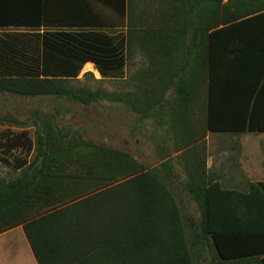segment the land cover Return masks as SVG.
<instances>
[{
    "label": "trees",
    "instance_id": "obj_1",
    "mask_svg": "<svg viewBox=\"0 0 264 264\" xmlns=\"http://www.w3.org/2000/svg\"><path fill=\"white\" fill-rule=\"evenodd\" d=\"M179 1L184 21L190 13L193 23L183 55L193 72L180 74L179 95L197 102L205 81L210 131L264 132V0ZM127 17L126 0H0V92L86 105L125 101L122 93L66 82L88 62L103 78L124 74L127 40L103 28H124ZM176 42L162 44V54ZM194 50L202 53L198 65ZM7 138L9 150L35 149L31 159H16L18 179L0 182V233L22 225L38 264H193L178 203L156 174L111 181L81 173L89 164L74 151L95 149L92 163L110 174L109 149L50 122L35 142L25 131ZM186 165L217 264L255 258L264 264V181L247 191L224 188L197 148ZM91 178L106 183L86 191Z\"/></svg>",
    "mask_w": 264,
    "mask_h": 264
},
{
    "label": "rangeland",
    "instance_id": "obj_2",
    "mask_svg": "<svg viewBox=\"0 0 264 264\" xmlns=\"http://www.w3.org/2000/svg\"><path fill=\"white\" fill-rule=\"evenodd\" d=\"M180 5L179 0H153L152 5L141 7L140 12H130L126 29H105L127 40V62L121 77L103 78L97 70L90 71L85 66L78 78L66 82L74 87L122 93L126 95L125 101L86 105L56 96L25 97L0 92V182L18 179L21 172L15 168L16 159H31L35 149L33 145L32 150H27L23 144L24 147L9 150L7 137L25 131L35 142L38 131L50 122L55 129H66L70 135L79 133L85 140L109 149L106 156L109 159L104 160L111 164L110 174L97 168L98 160L92 163L95 149L74 151L75 157L81 156L89 164L81 173L86 171V175L111 181H124L127 176L147 172L156 174L178 203L193 264H217L212 240L205 230V213L189 192L186 158L197 148L207 162H221L223 146L235 144L228 141L237 134L208 129L205 81L197 102L178 93L180 74L186 72L190 78L193 72L186 71L188 62L183 58L189 48L193 23L190 13L189 23L184 21ZM221 10L222 7H216V19ZM187 23L188 28H181ZM174 37L178 42L170 48V54H162L160 46ZM200 54L201 51H193V65L201 61ZM99 162L102 166L103 161ZM89 167L93 168L92 172L87 170ZM101 182L106 183L91 178L85 181L84 187L91 191ZM228 264H259V259Z\"/></svg>",
    "mask_w": 264,
    "mask_h": 264
},
{
    "label": "crops",
    "instance_id": "obj_3",
    "mask_svg": "<svg viewBox=\"0 0 264 264\" xmlns=\"http://www.w3.org/2000/svg\"><path fill=\"white\" fill-rule=\"evenodd\" d=\"M152 1L126 0L128 9L126 24L131 11L132 13L140 12L141 7L152 5ZM99 8L106 14L108 13V10L102 5ZM113 18L111 19L112 22L119 21L117 16ZM110 27L105 26L103 30L111 29ZM186 27H189L188 23L185 27L181 25V28L185 29ZM126 28L127 26L124 28L117 26V29ZM166 36L170 38V35ZM168 42L169 40L164 41L163 45ZM85 66L90 71H98L91 62ZM228 142L235 144L223 146L221 162L215 164L213 159V161L207 162V168L221 182L222 186L227 189L248 190L251 183L264 181V132H246L232 135ZM213 165L221 169L218 171L212 167ZM0 264H38L22 225L0 233Z\"/></svg>",
    "mask_w": 264,
    "mask_h": 264
}]
</instances>
